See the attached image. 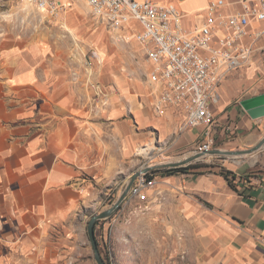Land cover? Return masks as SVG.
I'll return each instance as SVG.
<instances>
[{
	"label": "crops",
	"instance_id": "obj_1",
	"mask_svg": "<svg viewBox=\"0 0 264 264\" xmlns=\"http://www.w3.org/2000/svg\"><path fill=\"white\" fill-rule=\"evenodd\" d=\"M211 1L174 3L186 31L204 21ZM63 2L67 25L68 14L78 13ZM221 12L243 8L227 0ZM103 27L83 36L96 58L79 71L41 41L0 36V264H77L83 208L143 169L158 175L163 165L193 156L202 138V128L181 130L179 108L157 111L162 86L151 81L142 46L119 42ZM245 41L252 58L224 78L212 106L216 149L260 138L261 120L242 102L264 94V22L252 20ZM254 167L230 170L252 176L245 194L218 172L197 174L201 169L164 176L153 187L173 207L195 264H264V156Z\"/></svg>",
	"mask_w": 264,
	"mask_h": 264
},
{
	"label": "built area",
	"instance_id": "obj_2",
	"mask_svg": "<svg viewBox=\"0 0 264 264\" xmlns=\"http://www.w3.org/2000/svg\"><path fill=\"white\" fill-rule=\"evenodd\" d=\"M54 18L68 8L63 0H24ZM97 21L106 25L114 39L138 42L152 64L150 79L162 86L157 111L175 106L186 115L181 130L202 128V138L194 153L216 149V118L212 106L220 101L219 87L232 71L246 65L254 47L247 43L252 20L264 22V0H238L243 12L224 15L227 0H212L204 21L192 32L184 28L183 14L174 3L156 0H80ZM134 22L141 26L135 25ZM222 31V36L216 33ZM260 35H257L259 37ZM93 59L96 54L93 52ZM150 172L141 174L128 197L146 199V191L157 179Z\"/></svg>",
	"mask_w": 264,
	"mask_h": 264
},
{
	"label": "rangeland",
	"instance_id": "obj_3",
	"mask_svg": "<svg viewBox=\"0 0 264 264\" xmlns=\"http://www.w3.org/2000/svg\"><path fill=\"white\" fill-rule=\"evenodd\" d=\"M71 1L69 8H76L78 14H68L69 26L64 23L66 21L62 22L64 17L61 12L58 13V21L24 0H0V36L23 39L28 43L41 41L59 53L75 71L85 67L90 70L95 49L83 36L103 23L94 18L90 7L84 2ZM173 3L178 5V0H173ZM71 25L78 26L80 31L74 32ZM106 28L104 25L102 30ZM259 120L260 138L256 142L241 144L236 149H221L237 151L254 147L264 138V117ZM261 156H264V147L254 154L242 156L207 155L200 160L201 164L208 167L199 172L221 173L240 167L257 168ZM154 178L161 184L164 176L158 174ZM124 185L120 189L108 188L101 196H97L94 207L86 205L83 208L78 221L81 235L76 247L79 250L77 264H98L88 236V224L94 216L110 209L117 202ZM150 190L155 191L154 196ZM146 193L144 200L127 197L113 216L97 222L96 240L106 264H195L194 253L189 251L191 240L185 239L180 231L178 218L171 212L174 209L172 206L166 207L160 188L149 189ZM167 218H172L171 222Z\"/></svg>",
	"mask_w": 264,
	"mask_h": 264
},
{
	"label": "water",
	"instance_id": "obj_4",
	"mask_svg": "<svg viewBox=\"0 0 264 264\" xmlns=\"http://www.w3.org/2000/svg\"><path fill=\"white\" fill-rule=\"evenodd\" d=\"M243 108L249 113V115L254 118L258 119L261 117H264V94L256 97L249 98L247 100H244L242 102ZM264 147V138L258 142L254 147L246 150H237V151H227L223 149H214L209 153H194L193 156L176 162V163H169L166 165H163L166 168H179V167H186L190 165L192 162L199 160L207 155H212V156H242V155H249V154H254L255 152L259 151ZM151 170V168L143 169L137 173H135L128 183L124 185L122 189V193L117 200V202L108 210L102 212L101 214L94 216L89 224H88V236L90 238L92 248L94 251L95 259L98 262V264H106L104 261L100 250L98 248V243L96 240V235H95V227L98 221L110 218L113 216L123 205V203L127 200V197L129 195L130 189L134 185L135 181L137 178L141 176L142 173H147Z\"/></svg>",
	"mask_w": 264,
	"mask_h": 264
},
{
	"label": "trees",
	"instance_id": "obj_5",
	"mask_svg": "<svg viewBox=\"0 0 264 264\" xmlns=\"http://www.w3.org/2000/svg\"><path fill=\"white\" fill-rule=\"evenodd\" d=\"M204 167H208V165H203V164H194V165H188L186 167H179V168H168L163 170V172L161 173L162 176H173L176 175L178 173H182V174H188L190 173V170L192 169H202ZM197 174H204L203 172H197ZM221 176H223L227 182L229 183V185L231 186V188L241 194H245V190L248 188V184H250L251 182V175H247V174H241V176H236L235 173H233L232 171L229 170H223L221 173H219ZM155 175L153 172V176H149V179L154 178Z\"/></svg>",
	"mask_w": 264,
	"mask_h": 264
},
{
	"label": "bare ground",
	"instance_id": "obj_6",
	"mask_svg": "<svg viewBox=\"0 0 264 264\" xmlns=\"http://www.w3.org/2000/svg\"><path fill=\"white\" fill-rule=\"evenodd\" d=\"M142 174H144V173H142Z\"/></svg>",
	"mask_w": 264,
	"mask_h": 264
}]
</instances>
